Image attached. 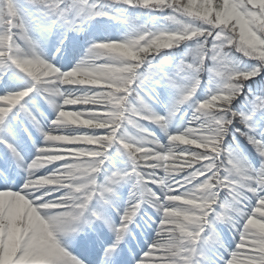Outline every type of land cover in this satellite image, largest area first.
I'll list each match as a JSON object with an SVG mask.
<instances>
[{"label": "snow or ice", "instance_id": "1", "mask_svg": "<svg viewBox=\"0 0 264 264\" xmlns=\"http://www.w3.org/2000/svg\"><path fill=\"white\" fill-rule=\"evenodd\" d=\"M0 264H264V0H0Z\"/></svg>", "mask_w": 264, "mask_h": 264}]
</instances>
